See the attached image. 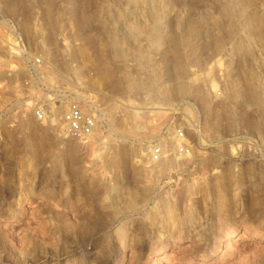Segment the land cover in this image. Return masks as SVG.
I'll use <instances>...</instances> for the list:
<instances>
[{
  "label": "rangeland",
  "instance_id": "rangeland-1",
  "mask_svg": "<svg viewBox=\"0 0 264 264\" xmlns=\"http://www.w3.org/2000/svg\"><path fill=\"white\" fill-rule=\"evenodd\" d=\"M132 1L0 0V53L43 61L0 73V264H264V0Z\"/></svg>",
  "mask_w": 264,
  "mask_h": 264
},
{
  "label": "built area",
  "instance_id": "built-area-1",
  "mask_svg": "<svg viewBox=\"0 0 264 264\" xmlns=\"http://www.w3.org/2000/svg\"><path fill=\"white\" fill-rule=\"evenodd\" d=\"M13 40L15 41V43L6 40V45H8L9 49L14 46L16 48L15 51L11 52L8 49V53L6 56L0 53V73H5L7 77H10L15 71L11 68L12 65H17L21 60L22 72L25 77V79L22 81L23 87L27 91H29V89L32 90L33 85L31 84V82L33 80L35 81L36 76L39 73V67L43 65V61L39 56H29L22 49V47L18 46V40L15 37H13ZM17 51H20L21 55L17 54ZM3 82H5V85H7L6 80L0 81V94L2 88L1 85L3 84ZM53 95V99L55 101L58 100V106L60 107L61 111L59 119L60 126L67 135L77 140H84L86 138H89L92 134H94V132H96L99 125V120L98 116L95 113V107L91 99H84L83 103L79 105L78 101L80 100L74 97H68L66 96L67 94L54 92ZM31 107L35 118H37L39 121L48 122L50 120L56 119L55 112L57 109L56 106L51 105V103L34 102ZM177 134L173 137L175 139L178 138L179 140H181V133H179L178 135ZM161 153L162 149L160 146L154 147L151 150V160H158L161 156Z\"/></svg>",
  "mask_w": 264,
  "mask_h": 264
},
{
  "label": "bare ground",
  "instance_id": "bare-ground-1",
  "mask_svg": "<svg viewBox=\"0 0 264 264\" xmlns=\"http://www.w3.org/2000/svg\"><path fill=\"white\" fill-rule=\"evenodd\" d=\"M133 2L135 3L136 0H135V1H132L131 3H133ZM240 2H241V1H240ZM241 3H242V2H241ZM153 8H154V7H153ZM134 9H135V8H134ZM151 10H153V9H151ZM133 12H134V11H133ZM25 26H27V25H25ZM250 43H251V42H250ZM243 45H244V44H243ZM251 47H252V44H251ZM245 49H246V48H245ZM249 49H250V48H249ZM252 50H253V49H252ZM242 51H243V50H242ZM248 53H250V52H248ZM250 55H251V54H250ZM248 56H249V55H248ZM249 57H250V56H249ZM251 59H252V58H251ZM252 60H253V59H252ZM254 61H256V60H255V57H254ZM257 62H258V61H257ZM254 63H255V62H254ZM95 67H96V66H95ZM95 69H97V68H95ZM95 69H94V70H95ZM98 69H100V67H99ZM98 71H101V70H98ZM95 72H96V71H95ZM103 73H105V72H103ZM103 73H102V74H103ZM97 74H99V73H97ZM102 74H101V75H102ZM250 74H251V73H250ZM103 76H104V75H103ZM249 78H250V77H249ZM251 78H252V77H251ZM156 107H157V105H156ZM158 108L161 109V110L164 109V107H161V106L159 107V105H158V107H157V110H158ZM165 108H166V107H165ZM158 111H159V110H158ZM134 112H135V111H134ZM52 121H53V120H52ZM33 131H34V132H32L33 136H32V138H31L30 140H33L35 143L37 142L38 144L42 143V142H43V138H42V137H44V136H42V135L40 134V133H41V132H40L41 130L39 131V130H37V129L35 130V129L33 128ZM38 131H39L40 133H39ZM41 136H42V137H41ZM33 141H32V142H33ZM172 142L175 144V142H176V143H179L180 140H179L178 138H176V139L173 138L172 141H171V139H169V138H163L162 141H161L162 151L164 152L165 150H167V149H165V147L168 148L169 146H172V144H171ZM164 156H165V155H162L163 158H164ZM160 158H161V157H160ZM160 158H159V159H160ZM107 159H108V158H107ZM107 159H106V160H107ZM159 159H158V161H159ZM103 161H104V160H103ZM152 161H157V160H151V162H152ZM113 190H114V189H113ZM111 191H112V190H111ZM111 193H112V192H111ZM112 202H113V201H112ZM112 205H114V204H112ZM116 208H117V207H116ZM156 233H157V232H156ZM156 236H157V235H156ZM122 237H123V236H122ZM159 237H160V235H159ZM159 237H158V238H159ZM124 238H125V236H124ZM124 238H121V240H120V244L118 245L119 247H122L123 243H125V241L127 240V239L125 240ZM155 238H156V237H155ZM129 240H130V239H129ZM157 240H158V239H157ZM128 242H129V241H128ZM120 249H121V248H120Z\"/></svg>",
  "mask_w": 264,
  "mask_h": 264
}]
</instances>
